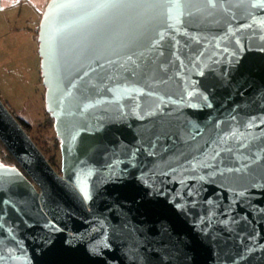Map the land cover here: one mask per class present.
I'll return each instance as SVG.
<instances>
[{"label": "water", "instance_id": "95a60500", "mask_svg": "<svg viewBox=\"0 0 264 264\" xmlns=\"http://www.w3.org/2000/svg\"><path fill=\"white\" fill-rule=\"evenodd\" d=\"M54 169L0 98V264H264V0H49Z\"/></svg>", "mask_w": 264, "mask_h": 264}, {"label": "rangeland", "instance_id": "374dc122", "mask_svg": "<svg viewBox=\"0 0 264 264\" xmlns=\"http://www.w3.org/2000/svg\"><path fill=\"white\" fill-rule=\"evenodd\" d=\"M48 1L0 0V97L34 127L33 135H39L38 125L46 122L41 134L50 137L58 151L59 139L45 111L38 54V25Z\"/></svg>", "mask_w": 264, "mask_h": 264}, {"label": "trees", "instance_id": "16d2710c", "mask_svg": "<svg viewBox=\"0 0 264 264\" xmlns=\"http://www.w3.org/2000/svg\"><path fill=\"white\" fill-rule=\"evenodd\" d=\"M44 96V94H43ZM1 98V97H0ZM7 105V104H6ZM14 115L16 116V112L10 110ZM17 117V116H16ZM20 121V124L24 128V130L32 137L34 142L37 144V146L40 148V150L43 152L45 155L46 159L50 163V165L56 169L57 171L60 170V152L59 150L56 151L55 148V142L50 139V137L45 136L41 134V131L45 130L47 128V123H43L38 125L39 135H33V126L27 122L26 120L22 119L21 117H17ZM49 121H52L51 118H49ZM56 139H58L56 137ZM2 155H5V157H2ZM0 160L4 165L7 166H18L17 161L15 158L12 156V154L6 149L4 144L0 141Z\"/></svg>", "mask_w": 264, "mask_h": 264}, {"label": "built area", "instance_id": "2783aa9c", "mask_svg": "<svg viewBox=\"0 0 264 264\" xmlns=\"http://www.w3.org/2000/svg\"><path fill=\"white\" fill-rule=\"evenodd\" d=\"M58 149L60 150V146L58 145Z\"/></svg>", "mask_w": 264, "mask_h": 264}, {"label": "bare ground", "instance_id": "6f19581e", "mask_svg": "<svg viewBox=\"0 0 264 264\" xmlns=\"http://www.w3.org/2000/svg\"><path fill=\"white\" fill-rule=\"evenodd\" d=\"M7 149V148H6Z\"/></svg>", "mask_w": 264, "mask_h": 264}]
</instances>
